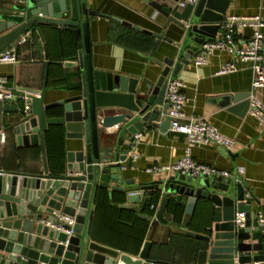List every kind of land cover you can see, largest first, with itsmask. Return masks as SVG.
I'll return each instance as SVG.
<instances>
[{
	"label": "water",
	"instance_id": "obj_1",
	"mask_svg": "<svg viewBox=\"0 0 264 264\" xmlns=\"http://www.w3.org/2000/svg\"><path fill=\"white\" fill-rule=\"evenodd\" d=\"M143 1L165 19L158 23L161 33L144 31L155 39L151 57L163 41L179 45L166 36L171 25L183 32L179 56L173 58L168 49L163 60L153 59L162 70L156 81L93 67L89 18L104 15L92 11L89 0L0 2V9L6 11L0 13V34L10 30L0 37V51L31 28L42 35L44 26L72 28L78 40V61L56 63L78 69L75 96L45 106L43 98L30 97L29 113L25 112L23 95H17L13 108L6 106V110L17 114L11 129L18 142H40L45 153L44 134L49 126L60 127L68 139L83 142L80 150L67 153L61 174H50L45 164L40 175L4 172L0 176V251L7 254L0 256V264H172L150 259L151 240L133 256L87 238L85 230H90L92 219L89 202L95 189L123 194L126 202L121 207L139 211L137 216L152 227L151 238L160 224L171 225L183 213L181 228L188 237L202 242L196 264H264L262 228L252 212V201L247 199L245 182L196 179L175 173L138 188L124 186L122 163L128 159V146L135 145L136 136L159 119H163V131L170 127V120L164 116L169 108L167 82L179 79L200 48L217 39L230 2L196 0L180 6L186 0ZM49 111L54 113L53 118H48ZM114 155L117 163L113 162ZM210 206L212 224L206 233L190 231L196 209L200 207L203 216L211 212ZM55 213L76 219L73 236L64 232L70 227L61 223ZM238 213L246 215L245 228L235 224Z\"/></svg>",
	"mask_w": 264,
	"mask_h": 264
},
{
	"label": "crops",
	"instance_id": "obj_2",
	"mask_svg": "<svg viewBox=\"0 0 264 264\" xmlns=\"http://www.w3.org/2000/svg\"><path fill=\"white\" fill-rule=\"evenodd\" d=\"M89 5L92 11L104 15L89 18L90 57L95 69L156 81L162 70L153 59L163 60L168 49L173 58L182 53L183 32L171 25L166 36L179 42V45L163 41L151 57L155 39L144 31L161 33L158 23H164L165 19L143 0H89ZM5 12L0 9V13ZM230 17L259 18L264 23V0H230L226 19ZM257 31L264 35V25L238 27V46L244 47ZM9 32L0 34V37ZM224 32L223 26L217 39L222 38ZM24 36L28 41L18 47V61L0 67V77L6 80V85L18 96L43 98L44 106L75 96L78 69H66L56 64L78 61L75 30L44 26L42 35L31 28ZM231 62L236 64L237 70L220 75L223 66ZM179 80L186 86L183 122L204 121L235 141L231 150L217 145L195 147L192 150L193 159L199 164L233 173L242 167L252 212H261L264 216V125L248 114L247 96L252 91L253 80L250 63L241 61L230 51L217 50L207 57V63L201 67H195L191 61L181 71ZM28 92L39 95H28ZM255 95L264 104V88L257 90ZM17 100L0 106V134L4 132L6 136L0 169L3 172L40 175L44 173L46 164L50 174H61L67 153L80 150L83 142L68 139L60 127L59 134L54 137L52 133L56 128L49 126L44 134L45 153L40 142L20 144L11 129L17 114L6 110L7 105L13 108ZM47 116L53 118L54 113L49 111ZM162 122L163 119L153 122L137 140L133 149L137 160L129 158L122 163L125 187L138 188L152 180L175 174L174 171L148 172L153 167L175 164L184 156L188 144L185 135L171 132L170 127L163 131ZM124 138L129 139L127 135ZM113 162H118L116 155ZM127 181L133 184L127 185ZM125 202L123 194H109L107 190L95 189L89 202L92 219L90 230H85L86 237L133 256H137L145 243L151 240L150 259L172 264H196L202 242L188 237L181 228L183 213L171 225L160 224L151 238L150 224L137 216L138 210L122 208ZM200 209L198 207L192 216L189 230L205 234L212 224V207L211 212L203 216ZM166 219H170L168 214ZM262 235L264 238V226ZM6 255L0 251V256Z\"/></svg>",
	"mask_w": 264,
	"mask_h": 264
},
{
	"label": "built area",
	"instance_id": "obj_3",
	"mask_svg": "<svg viewBox=\"0 0 264 264\" xmlns=\"http://www.w3.org/2000/svg\"><path fill=\"white\" fill-rule=\"evenodd\" d=\"M196 0L181 1L180 6L186 3H193ZM257 26L264 25L259 18H238L230 17L224 23V35L220 39H215L207 42L201 48L199 53L192 59L195 67H201L207 63V57L217 50L230 51L234 56L239 57L241 61L250 63L253 71L252 91L247 96L248 114L258 120L261 125H264V104L256 97L255 92L264 88V35L255 32L253 38L244 46L239 47L236 41L237 28L240 26ZM28 41L27 36L20 37L8 48L0 51V67L8 64H15L18 61V47ZM237 70L234 62L228 63L220 70V75L234 73ZM185 84L179 80L169 79L166 87V100L169 108L164 115L170 120V131L176 134L185 135L188 139V144L184 152V156L175 164L153 167L148 169V172H169L174 171L180 175L191 176L196 179H213L223 178L224 180H232L236 183H242L244 179V169L238 167L236 171L229 172L218 170L207 165L199 164L193 159L192 150L198 146L217 145L227 150H231L235 141L220 133L217 128L204 122L196 121L188 124L184 123L185 115L182 108L186 102L184 94ZM28 95H39L37 93L28 92ZM24 109L26 113L31 111L30 96H24ZM18 99L17 95L6 85V80L0 77V106L3 107L7 103L15 102ZM141 135L136 136L135 145ZM6 142L5 133L0 134V156L2 147ZM135 145H129L128 159L137 160L133 149ZM122 169L124 167L122 166ZM4 172L0 169V176ZM55 216L61 223L67 224L70 229L64 232L69 236H73V227L76 225V219L62 213H55ZM258 223L262 228L264 226V216L261 212L256 213ZM237 228H245L246 215L238 213L235 218ZM59 231H63L61 227Z\"/></svg>",
	"mask_w": 264,
	"mask_h": 264
},
{
	"label": "trees",
	"instance_id": "obj_4",
	"mask_svg": "<svg viewBox=\"0 0 264 264\" xmlns=\"http://www.w3.org/2000/svg\"><path fill=\"white\" fill-rule=\"evenodd\" d=\"M54 131V132H53ZM51 131V133L54 135V137H56V135H58V128H56L55 130ZM61 135V134H60Z\"/></svg>",
	"mask_w": 264,
	"mask_h": 264
}]
</instances>
